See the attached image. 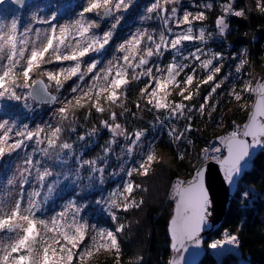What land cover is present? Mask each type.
Instances as JSON below:
<instances>
[{
	"label": "snow or ice",
	"instance_id": "1",
	"mask_svg": "<svg viewBox=\"0 0 264 264\" xmlns=\"http://www.w3.org/2000/svg\"><path fill=\"white\" fill-rule=\"evenodd\" d=\"M14 2L20 3L21 0ZM234 2L235 0H229L221 4L222 14L215 21L220 35L229 27L226 22L228 15L236 17L245 15L244 9L236 10L233 7ZM132 3L133 0H86L74 22L54 25L49 21H43L49 24L46 30L26 29L21 33L16 20H12L10 25L0 22V99L24 100L25 107L28 106V99H44L46 103H58L61 105L57 110L61 121L67 120L71 114L74 122L75 112L85 108L103 114L107 109L102 101L121 107L126 112L128 109L118 102L123 94L121 90H126L130 83L128 76L131 69L132 80L148 78L144 87L140 89V99L156 110L168 111L170 116H183L186 111L191 112L193 106L185 102L192 101L195 96L200 95L202 86L210 85L203 102L196 106V109L204 114L206 105L222 86L223 81H218V75L223 67L219 61L223 57L219 53L205 52L200 47L190 51L188 55H183L181 51L184 42H206L203 27L199 28L198 35H194V24L206 19L204 11L195 13L184 11L182 15H178L175 6L177 0H154L146 11L148 14H155L156 18L162 21L163 28L158 35L147 29L137 30L130 38L124 39L116 46L115 50L119 56H113L106 63L95 58L103 54L114 42L124 13L132 7ZM203 7L211 9L212 4ZM256 8L264 13V0H256ZM152 18V15L144 17ZM109 20L111 23L107 30H101L100 22ZM172 24L180 30L174 31ZM30 32H35L34 40L29 38ZM169 50L173 52V58L167 65L162 67L151 60L153 57H162L164 52ZM246 63L247 61L242 60L236 72L239 73ZM50 64L61 66L48 69L46 65ZM201 69L205 72L202 77L199 75ZM37 72L46 77L48 83L34 76ZM68 81H73V85L69 95L63 99L49 91L54 86L56 92L60 93ZM172 88L178 89L176 94L180 100L169 101ZM19 89L26 91L23 95L18 94ZM245 92L254 93L257 97L248 116V122L243 125L242 132L238 126H234V131L219 138L227 149L226 156L222 159L212 157L218 160L224 178L229 183H232L234 177L241 172L242 162L249 157L250 148L264 143V82H257L255 85L251 81L246 82L239 90L233 87L229 95L240 102L244 100ZM240 106L243 109L246 104L242 103ZM137 107H140L139 103ZM212 111H215L214 107ZM123 114L124 112H121L119 115ZM117 120L118 114L112 111L108 120L101 121L113 137L104 150L105 154L111 151V144L116 143L117 137H124L130 141L127 152L131 155L144 135L143 130L129 133L124 126L116 122ZM96 131L97 129L93 128L88 135H94ZM62 132L63 128L60 125L44 127L38 125L33 130L28 125L17 128L14 122L0 121V158L20 149L25 141L34 140L37 146L46 144L44 147H38L43 156L50 157L52 152H56L59 159L60 152L71 150L73 147L67 142H60ZM169 135L174 139L183 137V133L178 134L176 129H172ZM248 137L251 141L247 139ZM84 138L79 137L81 140ZM220 151V148L204 149V159L209 158L210 152ZM180 158L183 159L182 156ZM156 159L155 150L148 151L137 167L127 171V176L131 177L134 172L146 176ZM24 163L26 166L19 175L21 188L29 184L32 169L35 168V178L41 190L34 189L28 193L26 203L23 191L14 203L11 201L0 203V232L5 233L0 237V264H85L92 258L94 252L100 250L116 253V259L119 261L120 244L117 234L124 230V225H118L114 231L94 229L95 235L91 237V242L85 243L88 239L89 226L86 222L76 220L81 209L77 208L74 202H69L65 210L50 221L38 218L37 213L41 211L42 205L47 202L54 190L53 185L45 184L46 177L52 173L47 168L41 171V161L34 160L32 155H28ZM85 164L93 173H100L101 181L103 180L104 169L97 166L96 160L83 161L81 166ZM16 179L14 176L8 180V184H14ZM177 185L179 201L177 216L172 220L171 232L172 247L177 253H181L187 250L189 243L197 247L200 245L199 237L209 215L210 200L204 186L203 169L197 170L193 181L188 182L187 186H180L182 185L180 181H177ZM45 187L46 193L42 192ZM137 187L139 185L129 180L122 189L110 194L107 204L113 221L118 220L113 209L128 211L137 206V202L132 198ZM72 209H74L72 223L66 224L64 223L66 214ZM42 228L53 234L50 237L51 242L41 236ZM236 239V236H227L225 241L217 240L209 247L216 249L225 242L235 243ZM169 264H183L182 257L174 258Z\"/></svg>",
	"mask_w": 264,
	"mask_h": 264
},
{
	"label": "trees",
	"instance_id": "2",
	"mask_svg": "<svg viewBox=\"0 0 264 264\" xmlns=\"http://www.w3.org/2000/svg\"><path fill=\"white\" fill-rule=\"evenodd\" d=\"M144 1L146 0H133L132 7L125 13L115 37L120 30L128 27L130 19L131 22H135L141 13ZM237 4L245 10V15L241 19L233 17L229 20L230 31L223 37V43L225 47L234 52L241 47L248 50V70L257 80V78L264 77V62L261 60L264 44V13L257 10L256 0H237ZM149 15H152L153 18L147 23V29L158 35L160 21L155 14ZM215 21L216 17H213L211 23L214 25ZM169 55L170 52L165 51L162 57H153L151 60L158 63ZM131 76L130 69V86L127 94L129 99L124 106L128 109L126 112L121 107L109 104L105 107L107 111L104 114L106 115L97 113L94 109L85 108L75 112V121L73 122L71 114L67 120L61 121L58 111L51 113L54 108L42 110L34 104L30 111L39 108L34 113L25 112L27 108L24 103L18 106L17 103L7 104L6 102L4 108H1L0 113L5 118L16 124L20 120L18 125L24 123L33 130L38 125L44 127L45 122L52 126H62L60 142H67L73 146L71 150L60 152L59 159L56 152H52L50 157H45L38 151V147H44L46 144L37 146L32 140L25 141L22 146L23 167L26 166L24 162L27 156L32 155L34 160L41 161V171L47 168L52 173L51 176L46 177L45 184L53 185L54 190L41 209L53 211L61 207L65 199L75 191L61 187L62 176L68 171L79 174L81 168L83 179L79 174L81 180L74 196L79 199L81 205H84L85 211L92 214L99 213L97 201L101 200L100 193L103 192L104 187L105 189L109 187L112 173L108 175L109 170L104 169L103 174L107 177L100 182L98 172L93 173L88 165H81L83 161L96 160L97 166L103 167L108 162V155L104 150L112 136L101 121L108 120L109 113L114 111L118 114L119 122L122 121V124H125L129 133L140 129L144 130V128L149 129L151 126L153 108L151 109L140 99V89L144 87L148 78L141 77L139 80H132ZM210 87V85L201 87L200 95L196 97L197 105L203 102V97L208 93ZM223 93L224 90L218 89L212 100L206 105L204 114L198 111L192 117L191 153L192 151L201 153L203 149L208 148L212 142L217 140V131L220 126L225 131L232 129L238 123L244 124L247 121L250 110L243 113L241 107L233 106ZM251 99L252 96H250ZM137 103L140 104L139 108ZM27 104L29 105V99ZM213 107L215 111H212ZM121 112L124 114L119 115ZM93 128L97 131L91 135L92 138L86 143V146L83 145L79 137H90L88 133ZM155 148L157 160L149 169L148 174L134 177L136 185H139L137 206L128 211H121L122 217H118L115 223L111 222V217L101 214L99 216L101 220L104 218V221L112 226L124 225V230L117 235L120 244L119 261L116 259V253L112 252L91 264H167L170 255L167 227L173 213L174 183L177 179L184 181L191 178L196 168L190 155L184 156L183 159L180 158L173 141L166 132L155 142ZM68 161L71 162L69 166L65 165ZM89 174H94L97 177L96 180L88 182ZM35 177L36 171L33 168L29 184L22 189L20 180L18 182L19 192H24L25 199L28 198V193L34 189L41 190ZM245 187L251 194L257 195L252 201H243L241 198ZM42 192L46 193L47 188L45 187ZM97 220L99 221L98 217ZM227 236L237 237V245H235L236 242L234 243L236 251L226 253L219 264H264V152L256 158L253 169L240 182L238 192L231 202L222 227L208 238L207 254L200 264H218L209 245L211 241L225 240Z\"/></svg>",
	"mask_w": 264,
	"mask_h": 264
},
{
	"label": "rangeland",
	"instance_id": "3",
	"mask_svg": "<svg viewBox=\"0 0 264 264\" xmlns=\"http://www.w3.org/2000/svg\"><path fill=\"white\" fill-rule=\"evenodd\" d=\"M6 0H0V22H3L7 25H10L12 20H16L18 22V29L19 32L23 33L26 29L32 30H46L49 27L48 23H43V21H49L53 23L54 25H65L70 24L74 22L78 18L79 12L82 10V7L84 6L86 0H31L29 4L24 9H15L12 6H4L3 3ZM154 2V0H146L144 1L143 5L141 6V13L140 15L135 19V22H131V19L128 23V27H126L123 30L119 31V34L117 37H115L114 42L111 44L110 47L107 48V50L99 55L98 57L102 62L106 63L108 60L112 59L113 56H119L120 54L116 52V46L121 43L124 39L130 38V35L135 33L137 30L141 29H147V23L150 21V19H144L145 16L149 15L147 13V8L151 6V4ZM217 2V3H215ZM229 1L224 0H177V9H178V15H182L184 11H190V12H197V11H204L206 13V19L203 22H196L194 24V35L199 34V28L203 27L205 29V35H206V42H200V41H191V42H184L182 46V53L183 55H188L190 51H195L197 47H200L204 49L205 52L211 53H219L222 55L223 59L219 61L220 64L223 65L221 73L218 75V81H223L222 86L220 89L224 90V93L226 95V98L229 102L235 107H241L240 105L246 104V107L242 109V112L245 113L247 111L252 109L254 100H255V94L250 93H243L244 100L237 102L235 101L229 93L235 87L237 90H239L246 82L251 81L253 85H255L257 82L264 80V77L257 78L255 80V77L251 75V71L248 70V50L245 47L239 48L237 51H231L229 48L224 46L223 40L227 34V32L230 31V27H228L225 30V33L223 35L218 34V29L216 27V24L213 25L211 23V20L213 17H219L222 14L221 10V4L227 3ZM212 4L211 9H207L203 7L204 5ZM199 6V7H198ZM215 6H218L217 8ZM233 7L236 10L243 9L239 4H237V0H235ZM127 13V12H126ZM125 15V13H124ZM53 17L55 19L53 20ZM238 18L241 19L242 17H236L234 15H228L226 17V22L229 25V20L231 18ZM244 17V16H243ZM160 31L163 28V23L160 19ZM111 21L109 20L108 23H103V21L100 22L101 30H107L108 26L110 25ZM174 31H179L180 29L175 27V24H172ZM185 28L187 26H184ZM148 30V29H147ZM29 38L31 40H34L35 32L29 33ZM170 55L163 59L162 61L158 62L162 67L167 65L173 58V52L169 50ZM203 58V57H202ZM177 59H180V57H177ZM247 61L246 64L243 65L241 68V71L238 73L236 72V68L238 65H240L241 61ZM261 60L264 62V44H263V55ZM68 62H65L67 64ZM157 63V62H156ZM216 63V61H214ZM61 65L59 64H50L46 65L48 69L57 68ZM205 74L204 70H199V75L202 77ZM34 76L44 79L46 83H48L46 77L41 76L39 72L34 73ZM128 78H130L128 76ZM22 80V77H20ZM75 79V78H74ZM130 81V80H129ZM73 85V81H68L64 88L61 90L60 93H57L55 90V87H51L49 90L54 95H61V99L68 96L67 93L69 92L70 88ZM129 85L126 86V90H121L123 94L121 95L120 101L118 103H122L124 106H126V101L129 99L127 96L129 92ZM183 86V85H182ZM195 88V84L193 85V89ZM26 90L19 89L18 94H24ZM172 95L169 97V101H178L180 100V97L176 94L178 92V89L172 88ZM67 92V93H66ZM250 96H252V99L250 100ZM195 96L192 101H186L185 103L190 104L193 106V110L191 112H185L183 116H170L169 112L166 110H156L151 105V109L153 108L152 118H151V126L149 129L143 130L144 135L141 137V140L137 144V146L134 148L133 153L131 155L127 152V147L130 143V141L126 140L124 137H117L116 143L111 144V151L107 153L108 155V162L102 167L103 169H108L109 174L111 173V182L109 184V187L107 189H103V192L100 193V201L98 205L99 213L92 214L89 211L84 210V205L80 203L79 199L75 197V192L77 191L79 187V182L81 180V176L83 179L82 172L83 170L79 169V174H73L74 171H68L67 174L62 176V180L60 181L61 187L64 189H70L73 191L70 196H68L64 203L61 205V207L54 209L53 211H48L41 209L37 213V217L45 220H51L54 217H57V214L65 210L66 205L69 204V202H74L75 206L77 208H80L81 211L79 215L76 216V220L80 221L81 223H87L89 226L87 237L88 239L85 241V243L91 242V237L95 235L94 229L97 230H115V226H112L109 223H106L104 221V218L101 220L99 217L100 214L102 216H108L111 217V214L108 210V204L107 201L110 197V194L118 189H122V186L126 184L129 180H131L135 185V179L136 176H141L139 172H134L131 177L127 176V171L133 167H137L140 160H142L145 156V154L150 150H155V142L162 136L164 132H166L168 135L172 129H176L177 133H183V137L180 139H174L173 136H170L171 140L173 141V144L175 148L177 149L180 156L184 157L187 155H190L192 158L193 165L196 168V171L200 169L203 165L207 164L210 161H218L217 159H212V157H219V159H222L225 154H220L223 149H225L224 145L220 142V137L227 136L228 133H230V130L223 131L222 126L219 127L217 133H218V139L215 140V145H218L216 148H220V152H210L209 158L204 159V152L203 150L201 153L198 152H190L192 149V130L193 125L191 123L192 117L198 113V110H196L197 100ZM7 104H15L21 105V103H24L25 101H15V100H9V99H0V110L1 108H4L5 103ZM104 106L106 107L108 104L106 102H103ZM39 106L42 110H48L51 108H54V110H51L52 112H55L58 110V108L61 106L60 104L56 103L53 107H50L46 104L40 105L36 104L33 100L29 99V105L26 107L25 112H35L36 109L30 111L32 108V105ZM23 106V107H24ZM249 112V114H250ZM98 113V112H97ZM104 114V113H103ZM106 115V114H104ZM190 117V118H189ZM248 119V118H247ZM8 120L0 113V121ZM9 122H13L12 120H8ZM126 121V119H125ZM21 121H18V124ZM117 123H120L122 126H125V124H122V121L119 122V119L116 121ZM247 122V121H246ZM245 122V123H246ZM126 123V122H125ZM244 123V124H245ZM16 124V123H15ZM16 124L17 128H22L24 123L18 125ZM242 123L236 124V126L239 127L240 131H243V125ZM48 125L47 122H45L44 126ZM189 129V130H186ZM142 130V129H140ZM90 131V130H89ZM137 131V130H136ZM109 134L112 136V134L109 131ZM90 137H85L81 142L83 145L86 146V143L92 138L91 135H88ZM15 138V137H14ZM113 137L111 138V140ZM109 140V142L111 141ZM106 145V147L109 145ZM208 148L205 149H213V143ZM22 148V147H21ZM21 148L17 149L16 151H13L10 154H5L2 158H0V203L11 201L15 202L16 198L18 197L19 188H18V182H19V175L20 171L24 169L23 167V155L21 152ZM157 156V153H156ZM157 160V159H156ZM155 163V161L151 164V166ZM71 162H66L65 165L69 166ZM150 166V168H151ZM123 169V170H122ZM194 175L189 178L188 180H184V185L190 181H192L195 177ZM71 172V173H70ZM70 173V174H69ZM103 175V179L107 176ZM17 177L16 182L12 185L8 184V180L12 179L13 177ZM101 175L98 173V178L101 181ZM91 178V179H90ZM96 176L94 174H89L88 182L90 180H96ZM182 180V179H180ZM175 188V187H174ZM139 190V187L135 188L134 193L132 194V198L137 202H139V196L137 195V191ZM257 195L251 194L249 189L245 187V190L242 192L241 198L243 201H252L254 197ZM25 199V198H24ZM175 199V197H174ZM27 199H25L26 203ZM74 209L69 210L66 214L64 223L71 224L72 223V212ZM113 212L117 215V217H122L121 211L123 210H117L113 209ZM98 215V216H97ZM97 217L99 218V221L97 220ZM111 222H117L113 221L111 218ZM5 233L0 232V237H3ZM52 233L46 232L43 228L41 229V236L45 239H48L49 242H51L50 237L52 236ZM118 235V234H117ZM226 240V239H225ZM221 240V241H225ZM217 240L211 241V243L215 242ZM210 243V244H211ZM210 248V247H209ZM213 252L214 256L217 259L218 264L222 261L224 255L228 252H235L236 247L234 243H223L221 246H219L216 249L210 248ZM111 251H105L100 250L98 252H94V255L90 260H87L85 264H91L93 261L97 260L98 258L102 256H106L111 254Z\"/></svg>",
	"mask_w": 264,
	"mask_h": 264
},
{
	"label": "water",
	"instance_id": "4",
	"mask_svg": "<svg viewBox=\"0 0 264 264\" xmlns=\"http://www.w3.org/2000/svg\"><path fill=\"white\" fill-rule=\"evenodd\" d=\"M30 1L31 0H21L20 3H16L14 2V0H6L4 1L3 5L12 6L15 9H24L29 4ZM103 23H108V21L106 22L103 21ZM259 82H264V80ZM52 95L54 94L52 93ZM256 99L257 97L255 96V100ZM31 100H33L36 104H40V105L46 104L50 107H53L56 104L53 102L46 103L44 102V99H39V100L31 99ZM253 106L251 111L253 110ZM247 139L251 141L250 137H248ZM249 151H250L249 157H247L246 160L242 162V170L238 175L234 177L232 183H229L225 180L224 172L218 161H210L200 168L203 169L204 171V186L208 192V196L210 200L209 215L200 233V237H199L201 241L200 245L197 247L189 243L187 245V250L181 253H177V251L172 247L173 245L172 232H171L172 220L177 216V203L179 201V197L177 195V188L179 186H176L175 184V188H174L175 199L173 203V213L167 227L168 238L170 240V245H169L170 255L167 264H169V262L174 258L179 259L181 257L183 260V264H200L202 262L205 255L207 254L206 243L208 241V238L211 237L213 234H215L222 227L224 220L228 214L231 202L233 198H235L238 192L240 182L243 180L245 175L253 169L254 161L256 160V158L262 152H264V143L253 145ZM224 154H225L224 156L227 155L226 147L224 149ZM182 182L183 184L180 186H187L188 183L184 185L185 181L182 180Z\"/></svg>",
	"mask_w": 264,
	"mask_h": 264
},
{
	"label": "built area",
	"instance_id": "5",
	"mask_svg": "<svg viewBox=\"0 0 264 264\" xmlns=\"http://www.w3.org/2000/svg\"><path fill=\"white\" fill-rule=\"evenodd\" d=\"M235 126H236V125H235ZM234 130H235V127L233 126V128L230 130V132H232V131H234ZM213 144H214V145H213L214 148L218 147V145H215V142H214ZM220 154H224V149L221 151ZM218 158H219V157H218ZM177 180H178V179H177ZM177 180L175 181L174 184L177 183ZM237 243H238V242H236L235 245H237Z\"/></svg>",
	"mask_w": 264,
	"mask_h": 264
},
{
	"label": "bare ground",
	"instance_id": "6",
	"mask_svg": "<svg viewBox=\"0 0 264 264\" xmlns=\"http://www.w3.org/2000/svg\"><path fill=\"white\" fill-rule=\"evenodd\" d=\"M177 181H180V182H182L181 180H177ZM182 184H183V182H182ZM176 186H178V185H177V183H176Z\"/></svg>",
	"mask_w": 264,
	"mask_h": 264
},
{
	"label": "clouds",
	"instance_id": "7",
	"mask_svg": "<svg viewBox=\"0 0 264 264\" xmlns=\"http://www.w3.org/2000/svg\"><path fill=\"white\" fill-rule=\"evenodd\" d=\"M182 181V180H181ZM174 187H175V184H174ZM174 191H175V189H174Z\"/></svg>",
	"mask_w": 264,
	"mask_h": 264
}]
</instances>
